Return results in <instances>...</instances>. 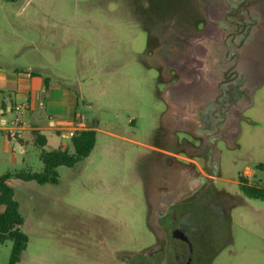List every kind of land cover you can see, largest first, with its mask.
Listing matches in <instances>:
<instances>
[{
    "label": "rangeland",
    "instance_id": "obj_1",
    "mask_svg": "<svg viewBox=\"0 0 264 264\" xmlns=\"http://www.w3.org/2000/svg\"><path fill=\"white\" fill-rule=\"evenodd\" d=\"M172 1L0 0V65L44 67L41 75L75 93L77 112L97 121L93 150L71 168L58 167L56 184L11 180L28 238L18 264H95L94 240L105 233L122 234L132 246L146 240L140 178H146V157L156 155L148 146L164 143L168 83L152 58L159 43L153 23ZM63 141L73 154L70 141ZM231 146L217 145L227 181L215 186L236 192L239 203L230 242L213 264H264V199L248 200L232 183L250 167L264 189V167L256 168L264 166V84ZM40 151L29 145L8 170L40 172ZM11 246L0 244V264H8Z\"/></svg>",
    "mask_w": 264,
    "mask_h": 264
},
{
    "label": "flooded vegetation",
    "instance_id": "obj_2",
    "mask_svg": "<svg viewBox=\"0 0 264 264\" xmlns=\"http://www.w3.org/2000/svg\"><path fill=\"white\" fill-rule=\"evenodd\" d=\"M153 25L159 30L155 65L167 87L183 84L189 98L164 96V143L148 146L156 155L146 157V178H140L146 240L132 246L122 234L105 233L94 240L93 262L213 264L230 242L239 203L236 192L215 186L227 181L217 145L234 144L239 122L264 84V0H173ZM255 173L245 168L232 181L233 191L264 199Z\"/></svg>",
    "mask_w": 264,
    "mask_h": 264
},
{
    "label": "crops",
    "instance_id": "obj_3",
    "mask_svg": "<svg viewBox=\"0 0 264 264\" xmlns=\"http://www.w3.org/2000/svg\"><path fill=\"white\" fill-rule=\"evenodd\" d=\"M4 44L0 43V55ZM43 69L0 65V176L10 172L8 167L18 162L17 155L26 154L29 145L41 150L40 144L44 142V150L64 148L63 140L70 141L65 133L75 127L76 121L84 125L77 127L76 132L97 125L96 120L87 121L77 112L75 93L54 78L41 75ZM17 105L25 108L15 111ZM19 120L23 125L17 129L15 138H9L5 128ZM32 131L38 132V141ZM132 143L138 144L133 140Z\"/></svg>",
    "mask_w": 264,
    "mask_h": 264
},
{
    "label": "trees",
    "instance_id": "obj_4",
    "mask_svg": "<svg viewBox=\"0 0 264 264\" xmlns=\"http://www.w3.org/2000/svg\"><path fill=\"white\" fill-rule=\"evenodd\" d=\"M97 125L80 130L70 139L74 153L71 154L67 148L59 147L53 150H44V142L41 145L40 161L42 169L40 172H6L0 176V244L10 241L12 243L8 264H18L21 255L26 249L28 238L20 230L23 218L19 211L18 202L14 199V190L10 180L18 179L23 182H35L38 185L56 184L58 167L71 168L79 161L89 156L96 142ZM35 141L40 138L37 131H32ZM36 144V142H35Z\"/></svg>",
    "mask_w": 264,
    "mask_h": 264
},
{
    "label": "built area",
    "instance_id": "obj_5",
    "mask_svg": "<svg viewBox=\"0 0 264 264\" xmlns=\"http://www.w3.org/2000/svg\"><path fill=\"white\" fill-rule=\"evenodd\" d=\"M24 108H25L24 105H17V106H15V111H21V110L24 109ZM79 119H80V118H79ZM80 122H81V121H79V122L77 123V121H76V123H75V124H76L75 127H74L73 129H71V130H68V131L65 133L66 137H68L69 139H71V138L75 135V133H76V128H77V127H78V128H84V125L81 124ZM22 125H23V123H22L21 120L12 122L10 127H6V128H5V133H6V135H7L9 138H15L16 133H17V129H18L19 127H21Z\"/></svg>",
    "mask_w": 264,
    "mask_h": 264
},
{
    "label": "water",
    "instance_id": "obj_6",
    "mask_svg": "<svg viewBox=\"0 0 264 264\" xmlns=\"http://www.w3.org/2000/svg\"><path fill=\"white\" fill-rule=\"evenodd\" d=\"M180 91H185L183 93H181ZM173 95V97L175 95H180V96H184L186 99L189 98V95L188 93H186V89L185 87L183 86V84H178V85H175V86H168L166 89H165V98L167 97V100H170L169 98Z\"/></svg>",
    "mask_w": 264,
    "mask_h": 264
}]
</instances>
